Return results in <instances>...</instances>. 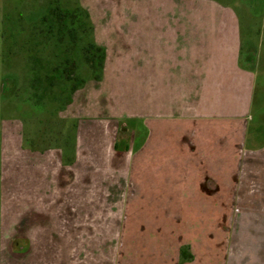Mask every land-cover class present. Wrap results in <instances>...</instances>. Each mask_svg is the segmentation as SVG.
Instances as JSON below:
<instances>
[{"label": "crops", "instance_id": "crops-1", "mask_svg": "<svg viewBox=\"0 0 264 264\" xmlns=\"http://www.w3.org/2000/svg\"><path fill=\"white\" fill-rule=\"evenodd\" d=\"M107 1L120 19L113 37L108 20L96 31L101 80H87L49 126L5 121L0 131L5 237L29 240L7 254L72 264L58 230L64 215L72 221L64 195L91 192L113 169L120 205L181 208L173 217L199 225L181 227L184 237L217 224L201 232L214 240V264L224 258L219 238L229 240V264H264V0ZM239 15L255 20L245 40ZM182 247L177 264H187Z\"/></svg>", "mask_w": 264, "mask_h": 264}, {"label": "rangeland", "instance_id": "rangeland-1", "mask_svg": "<svg viewBox=\"0 0 264 264\" xmlns=\"http://www.w3.org/2000/svg\"><path fill=\"white\" fill-rule=\"evenodd\" d=\"M47 1L0 0V131L5 127V121L10 123L15 120L20 122L32 120L37 124L41 123V126H49L50 121L56 122V119H59L58 113L63 110L54 104L49 108L43 105L35 106L31 91L33 72L28 60L29 56L35 52L34 56L42 57L44 53L34 48L37 38H34L31 32L44 14ZM236 2L242 3L244 0H236ZM76 3L87 15L96 46L100 47L96 41V31L101 28V22L108 20L111 37L118 33L116 23L120 19V14L113 15L110 12L111 8L108 9L107 0H77ZM130 5L127 2L124 8L128 13L125 22L129 17H131L129 21H134L135 10L130 8ZM94 8L100 10L98 18L91 14ZM251 17L253 16L239 15V19L244 23L242 24L244 40L248 37L247 28L255 23V20L249 22ZM19 56L28 60V65L22 62L23 58ZM16 57L18 60L15 61ZM81 69L82 76L88 77L89 73L86 69L83 67ZM56 93L60 94V90L57 89ZM93 186V190L87 194L73 193L71 196L67 192L64 195L67 200L73 199L71 201L73 205L67 206L72 214V221H67L64 215L63 223L59 224L58 230H61L63 237L66 236L62 240V245L71 252L72 255L67 257L72 264H177L178 248L182 245V252H186L184 258L187 259V264H214L211 249L214 240L212 237L205 239L201 232L216 227V223L203 221V224L200 223V229L203 227V230L197 232L198 234L189 233L190 237H184L181 227L186 226L188 230L196 231L199 225L197 222L186 221L184 218L187 217L182 219L173 217L171 210L178 211L181 208H170V211L164 212L161 208L134 206L126 208L120 205L123 203L119 196L121 184L113 169L109 182L104 181L102 185L95 180ZM100 187H104V190H100ZM3 205L0 190V264H17L12 262V256L7 254L8 247L14 243L17 253H23L28 247L29 240L5 237L8 232L4 215L8 207ZM219 210L221 214L224 212L229 217L230 208L223 206ZM201 211L203 214L204 210ZM44 225L47 227L48 223L45 222ZM70 234L72 240L68 238ZM53 241L46 240L48 251ZM217 241L223 243L221 245L225 251L222 264H229L231 251L229 240L219 238ZM257 255L261 259L262 255ZM46 264L53 263L47 258Z\"/></svg>", "mask_w": 264, "mask_h": 264}, {"label": "trees", "instance_id": "trees-1", "mask_svg": "<svg viewBox=\"0 0 264 264\" xmlns=\"http://www.w3.org/2000/svg\"><path fill=\"white\" fill-rule=\"evenodd\" d=\"M76 1L48 0L44 14L32 28L31 34L37 38L34 48L44 51L42 57L32 52L28 59L33 72L31 91L37 107L55 105L64 109L71 102V95L87 80H101L105 51L93 42L87 15ZM82 67L89 73L88 77L82 76ZM57 89L60 94L56 93ZM185 254L180 252L183 262L187 261Z\"/></svg>", "mask_w": 264, "mask_h": 264}]
</instances>
